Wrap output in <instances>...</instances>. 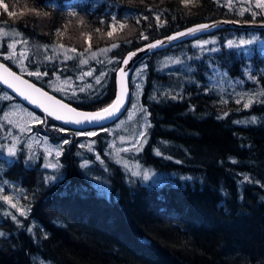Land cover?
I'll list each match as a JSON object with an SVG mask.
<instances>
[{"label": "trees", "instance_id": "obj_1", "mask_svg": "<svg viewBox=\"0 0 264 264\" xmlns=\"http://www.w3.org/2000/svg\"><path fill=\"white\" fill-rule=\"evenodd\" d=\"M236 3L0 0V52H7L9 35L15 34L29 50L30 67L44 72L45 79L100 69L95 56L106 48L119 68L129 52L196 24L264 22V8L255 0ZM77 18H82L80 30L104 37L80 44L71 36ZM128 25L133 32L123 36L120 29ZM249 30L263 43L245 54L230 38ZM208 36L217 40L210 52L186 41L145 59L142 100L151 126L140 145L122 152L128 161L106 157L107 133L95 136L104 163L91 153L89 168L107 179L108 192L82 166L78 130L35 111L51 137L58 133L68 141L60 156L63 176L49 182L40 161L24 163L21 151L13 156L4 175L24 189L30 215L20 216L22 223L0 217V264H40L38 258L54 264H264V30L227 28ZM177 48L188 50L183 59L192 70L186 74L164 72L156 61ZM212 66L260 90L259 100L249 107L222 102L208 84ZM115 72L95 99L67 101L85 111L109 106L116 94ZM173 82L181 94L153 93L156 84ZM243 119L251 121L239 123ZM135 166L163 177L147 182L134 175Z\"/></svg>", "mask_w": 264, "mask_h": 264}, {"label": "rangeland", "instance_id": "obj_2", "mask_svg": "<svg viewBox=\"0 0 264 264\" xmlns=\"http://www.w3.org/2000/svg\"><path fill=\"white\" fill-rule=\"evenodd\" d=\"M224 1L228 4H235L236 2V4H239L243 0ZM255 1L257 2V0ZM74 22L76 25V35L71 36L76 41H79L80 44L92 43V40L97 42L100 37H104L103 33L98 38L92 32L85 33L84 30H80L78 27H83L82 18H77ZM114 29L110 32L112 33ZM129 31L133 32L132 25L121 27L120 29L123 36L129 33ZM10 36L11 38L6 43L8 50L4 54L0 52V56L10 61L20 73L42 82L48 89L66 100L82 101L85 99H95L104 89L109 75L119 69L116 65L118 58L110 57L109 49L106 48V51L103 49L95 56V60L100 69L94 67L72 76L56 74L51 79H45L46 75L44 72L39 69L32 70L27 62L29 50L25 48L21 38L15 34H11ZM109 38L110 36L107 39ZM230 39L231 45L238 47L245 54H249L254 44L260 46L263 43V39H261L259 34L256 31L250 30L241 33L234 32ZM216 44V37L207 35L193 40L192 46L195 49L210 52ZM179 45L174 47H178ZM187 53L188 50L177 48L175 52L158 57L156 61L158 62L159 68L164 72L186 74L192 70L183 59V56H186ZM29 72H39L41 76L37 78L35 75H29ZM146 76L147 64L143 60L133 73L131 80V103L122 118L103 129L78 130L76 132V135L82 136L79 143L81 149L79 153L86 174L93 178L95 184L107 192L110 189L107 179L102 174L92 172L89 168L92 164L90 158L91 153L94 160L104 163V155L95 148L97 140L95 136L101 131L107 133L108 140L106 148L104 149L106 157L116 161H128L122 157V152L135 149L140 145V142L144 139L151 126L149 112L142 100ZM208 84L224 103L234 102L241 106L249 107L257 102L262 95L260 90L246 88L242 80L239 78H231L226 71L217 66L211 67ZM181 92L182 88L174 82L159 83L153 89V93L157 96H177ZM34 117H38L39 120L34 119ZM250 121L243 119L239 120V123H249ZM39 123L41 125L43 123L44 125L36 127ZM45 123L42 115L27 107L19 100L14 99L9 92L0 87V217L8 216L11 220L22 223L19 217H28L30 215V206L25 200L24 189L18 181L4 175V171L13 161V155H9L8 153L9 149H13L15 155L18 151H21L22 161L28 165L40 161L43 168L42 173L47 181L56 182L63 176L60 156L63 152L66 139L58 138V133H56V137L55 133L51 137ZM59 129L60 132L63 131L62 128ZM89 133H94V135H89ZM134 173H138L147 182L159 183L163 177L157 172L141 169L138 166H135ZM245 176L250 181H254L259 185L262 184L259 180L252 179L249 174ZM34 228L35 223L32 221L29 229L33 231L32 229ZM3 234L4 231L0 228V236ZM37 261L40 264H54L50 261H44L41 258H38Z\"/></svg>", "mask_w": 264, "mask_h": 264}, {"label": "water", "instance_id": "obj_3", "mask_svg": "<svg viewBox=\"0 0 264 264\" xmlns=\"http://www.w3.org/2000/svg\"><path fill=\"white\" fill-rule=\"evenodd\" d=\"M227 28L264 30V22L239 23L236 21L215 20L212 22L200 23L173 32L172 34L164 38L150 41L144 44L143 46L139 47L138 49L129 52L122 60L119 69L115 72L114 78L116 94L114 100L111 102L110 105L114 104L118 100V98L122 99V104L120 105L119 109L115 111L112 115L103 113V110L105 108H108L110 105L96 111H85L75 107L69 101L52 92L50 89L39 85L31 78L20 73L18 70L13 69L9 64H7L1 59L0 77H2L3 79H0V87L9 92L14 99L19 100L27 107L33 109L34 111L40 112L47 117L53 118L68 127L77 129L79 131L103 129L117 122L120 118L124 116V114L128 110L132 97L130 88L132 76L141 61L145 60L150 54L168 50L171 47L177 46L183 42L193 41L201 36L212 35L220 29ZM191 29H198V31L192 33L190 32ZM150 45L156 46L150 47ZM132 53H135V55H131ZM130 55L131 58L129 59ZM124 61H127V63H125ZM5 68H7L10 73H15V77H19V79L9 76L8 73L4 71ZM121 70H123V73L121 72ZM4 79H7L8 82L13 85V87H9L8 83H4ZM24 81H27V84L23 83ZM29 84L35 85V88L40 89L44 93H47V96H41L39 93L35 92L34 89L29 88ZM21 93H23V95H21ZM26 96L28 97V99H25ZM48 97H52L53 99L49 100ZM55 101H59L61 104L67 105V109L60 108V106L57 105ZM45 108L48 109V112H52L53 115H49L48 112L44 110ZM68 109H74L75 112H70ZM76 113H84L89 115L95 113H102V118L89 122L88 120H84L83 117H80V119L82 120L80 124L68 122L77 119ZM56 115H60L62 119H56Z\"/></svg>", "mask_w": 264, "mask_h": 264}, {"label": "snow or ice", "instance_id": "obj_4", "mask_svg": "<svg viewBox=\"0 0 264 264\" xmlns=\"http://www.w3.org/2000/svg\"><path fill=\"white\" fill-rule=\"evenodd\" d=\"M190 2H194V0H185V4L186 5L188 3H190ZM256 6L259 7V8H264V0H257ZM34 11H36L37 14H39V10H34ZM201 27H207V26H201ZM196 31H198V29H191L190 30V32H192V33L196 32ZM108 35L111 36L112 33L109 32ZM155 46L156 45H150V47H155ZM113 47H116V45L114 44ZM73 51H75V49H73ZM105 51H106V49H105ZM131 55H135V53H132ZM131 55L129 56V59L131 58ZM124 62L127 63V61H124ZM4 71L6 73H8L9 76L15 77V73H10L7 68H5ZM121 72L123 73V70H121ZM28 74L29 75H35V76H37V78H39L41 76V73H39V72H29ZM15 78L19 79V77H15ZM0 79H3V78L0 77ZM3 82L4 83H8L9 87H13V85L10 84L7 79H4ZM23 83L27 84V81H24ZM28 87L31 88V89H34L35 92L39 93L41 96H47V93H44L40 89L35 88V85L29 84ZM21 95H23V93H21ZM25 99H28V97L26 96ZM48 99L52 100L53 98L52 97H48ZM33 102H35V101H33ZM55 103L57 105H59L60 108H62V109H67V107H68L67 105L61 104L59 101H55ZM121 104H122V99L118 98V100L114 104L110 105L108 108H105L103 110V113H107L109 115H112L115 111H117L119 109ZM38 106H41V105H38ZM44 110L46 112H48L47 108H45ZM68 110L70 112H75L74 109H68ZM48 114L49 115H53L52 112H48ZM76 116H77V119L72 120V121H68V122L75 123V124H80L82 122L80 117H83L84 120H88L89 122H91L93 120H99V119L102 118V113H95V114H92V115L84 114V113H76ZM34 119L39 120L38 117H34ZM56 119H62V117L60 115H56ZM89 135H94V133H89ZM67 142L68 141H65L64 143H67ZM8 153H9V155H13V156L15 155V151L13 149H9ZM157 154H159V153H157ZM46 167H47V165H46ZM53 167H55V166L53 165ZM134 175H138V173H134Z\"/></svg>", "mask_w": 264, "mask_h": 264}, {"label": "bare ground", "instance_id": "obj_5", "mask_svg": "<svg viewBox=\"0 0 264 264\" xmlns=\"http://www.w3.org/2000/svg\"><path fill=\"white\" fill-rule=\"evenodd\" d=\"M65 125V124H64Z\"/></svg>", "mask_w": 264, "mask_h": 264}]
</instances>
